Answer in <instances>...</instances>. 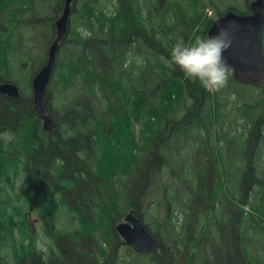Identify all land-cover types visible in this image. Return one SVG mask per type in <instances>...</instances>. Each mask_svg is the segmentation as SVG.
I'll list each match as a JSON object with an SVG mask.
<instances>
[{
	"label": "trees",
	"instance_id": "obj_1",
	"mask_svg": "<svg viewBox=\"0 0 264 264\" xmlns=\"http://www.w3.org/2000/svg\"><path fill=\"white\" fill-rule=\"evenodd\" d=\"M41 1L0 0L2 56L13 45L34 42ZM137 1L76 0L75 20L58 52L72 62L58 81L62 115L53 133L37 127L29 134L27 101L0 94V134L20 137L0 150V188H10L0 200V237L12 235L16 219L24 220L26 203L28 211L56 220L44 219L50 243L37 248L32 238L25 252L16 245L12 264H264V155L252 141L257 135L264 145L263 112L257 116L264 104L252 103L246 90L261 88L264 101V86L230 76L225 88L212 93L185 79L166 64L171 48L181 37L185 44L207 37L213 20L184 32L178 27L185 23L181 5L159 18ZM54 2L56 15L63 0ZM203 17L198 12L192 20ZM54 18L44 25L49 40ZM149 23L158 25L152 36ZM5 33L15 35L6 47ZM124 40L158 46L151 58L138 55L143 66L133 70L130 65L139 64L126 60ZM232 94L230 110L244 120L242 132L214 114ZM46 112L57 120L56 108L46 105ZM250 142L256 148L249 153ZM15 180L24 199L13 191ZM130 210L155 238L156 252L119 242L113 224Z\"/></svg>",
	"mask_w": 264,
	"mask_h": 264
},
{
	"label": "rangeland",
	"instance_id": "obj_2",
	"mask_svg": "<svg viewBox=\"0 0 264 264\" xmlns=\"http://www.w3.org/2000/svg\"><path fill=\"white\" fill-rule=\"evenodd\" d=\"M136 1V0H133ZM141 2V7L144 8V12L147 14H150V11L152 10L153 13H156L158 17H162L164 13H167L169 11V8H172L170 13H174L176 8H180V5L182 8H180L181 14L185 17V23L178 24L179 28H182L184 32H186L190 28H195V29H202L207 21L209 19L215 20L219 13L224 12L227 8L232 7L235 8L239 11H246L247 6H246V0H197V2L193 5L191 0H138ZM176 3V4H175ZM179 3V4H178ZM55 2L54 0H43L40 3V13L42 14V22L40 24V27L35 30L34 33V42H24V47L23 52L26 53L29 51L26 55L22 54L20 52V45H13L12 48L13 50L8 53L5 57L1 55V46H0V80H8L13 83H15L20 90L21 95L24 98H30V82L31 78L36 72V68L43 63L44 57L46 50L48 48V38H46V29H45V24L49 19V16H56L60 10L56 13V15L53 13L54 5ZM76 5H78V2H76ZM122 6V4L120 5ZM202 13L203 21L198 22V20L194 21L193 15L195 13ZM76 15L74 13L71 14L70 16V21L72 19L75 20ZM143 18V15H141ZM78 18H76V27L78 26ZM158 18V19H159ZM75 27V28H76ZM152 27L156 28L158 25L156 24L153 26L151 23L148 25V32L152 36L154 32H152ZM25 29V27H24ZM161 29V27H160ZM263 31L261 32V37L263 34V39L261 43V47L263 48V54H264V26H263ZM27 36H31L32 33L27 32ZM4 39L2 41V45L6 47V43H13L15 41V35L14 36H8V33H5ZM128 42V53L126 56L130 60H136L139 65L132 64L130 65V68L135 70L136 66L137 67H142L143 64L141 63V58L138 57L140 56H145L147 55L149 58H151L150 53L154 52L151 48L152 46H158L154 42H139L137 43L133 42L132 40H124V43ZM149 43V44H148ZM136 52V53H134ZM71 59L69 58L68 54L65 52H61L57 57H56V65L53 69V74L51 77V81L48 84L47 88V94L48 90H50V97L48 104L46 105H51V108H56L57 112L55 116L57 117V120L55 122L57 123L58 120L61 119V110H60V100L61 96L57 92V89L61 88V83L58 82L62 80V78L66 77L68 75V69L69 64L71 63ZM168 61H166L167 64ZM146 73H150L149 70H147ZM176 75H178V72H176ZM146 79L148 80V74L146 75ZM195 85V83H194ZM231 85H235L234 83H231ZM260 87V86H257ZM248 95H250L248 98L252 103L255 101H260L264 104L263 101V90L261 88H254V87H248L246 88ZM236 102L235 95L232 94L230 96H224L221 100V103L219 104L218 110L214 112V114H220V115H225L224 120H229L230 124L234 129L237 131L242 132V124H244L243 119H236V112L231 111L230 108L233 105V103ZM241 102H245L244 99ZM250 103V102H249ZM260 110L257 113V116H259L262 112L264 115V111ZM24 118L25 124L27 125L28 132L29 134H32V132L39 127L40 128V121L35 115H32L31 113H26ZM187 124V120L184 121V125ZM249 128V127H248ZM217 129H210V139L214 142L215 136L213 135L212 132L217 134L216 132ZM246 136L249 137L248 131L245 130ZM12 140V141H19L20 137L13 136L12 134L9 133H3L0 134V149L1 148H6L7 143ZM252 141L256 143V146L258 145L261 155H264L262 153L264 151V145L260 144V142L257 141V135H255L252 138ZM254 148V144L251 142L248 145V152L250 153ZM11 155V153H9ZM1 156V154H0ZM1 160V159H0ZM247 161V159H246ZM14 184V193H19L20 199H24L23 194L21 193V181L20 180H15L13 182ZM12 187V186H11ZM10 189L9 187L5 188H0V200L6 198L7 192ZM31 208V203H26L25 208H24V213L25 217L24 220H19L16 219L17 226L15 228V231L12 233V235H7L6 239H3L0 237V264H12V260L14 259L13 253V247L15 245H18V247H21V251L25 252L29 249V240L32 238L35 241V245L37 248H43L44 244L46 242H49V236L46 231V222L44 214L30 209ZM57 218L58 214L57 211L53 212ZM49 222L51 221L50 217L46 218ZM51 221V222H55ZM62 225L66 224L68 222V219H62ZM61 225V224H58ZM27 226V228H25ZM27 229L31 231V233L27 234ZM35 246V247H36Z\"/></svg>",
	"mask_w": 264,
	"mask_h": 264
},
{
	"label": "water",
	"instance_id": "obj_3",
	"mask_svg": "<svg viewBox=\"0 0 264 264\" xmlns=\"http://www.w3.org/2000/svg\"><path fill=\"white\" fill-rule=\"evenodd\" d=\"M76 0H64L62 11L54 21V38L47 48V58L42 67L34 74L31 82L33 110L42 120V130L53 133L56 122L45 109L46 87L56 63L60 43L69 29L72 6ZM250 14L229 11L215 19L207 29V37L217 33L219 27L234 24L235 31L229 30L228 39L232 46L224 53L227 63L234 69L231 75L242 83L264 84V57L261 51V31L264 26V0L249 2ZM0 94L13 99L21 98L16 84L0 83ZM114 230L122 242L132 246L138 252H156L158 244L143 226L133 211L127 212L120 221L114 223Z\"/></svg>",
	"mask_w": 264,
	"mask_h": 264
},
{
	"label": "clouds",
	"instance_id": "obj_4",
	"mask_svg": "<svg viewBox=\"0 0 264 264\" xmlns=\"http://www.w3.org/2000/svg\"><path fill=\"white\" fill-rule=\"evenodd\" d=\"M236 26L229 24L219 27L213 36H196L194 43L185 44L179 38L170 52L167 66L178 67L185 79L199 81L205 90L215 93L225 88L234 69L227 63L224 53L232 46L228 39L229 30Z\"/></svg>",
	"mask_w": 264,
	"mask_h": 264
},
{
	"label": "flooded vegetation",
	"instance_id": "obj_5",
	"mask_svg": "<svg viewBox=\"0 0 264 264\" xmlns=\"http://www.w3.org/2000/svg\"><path fill=\"white\" fill-rule=\"evenodd\" d=\"M251 12H250V10H248V14H250ZM0 82H2V80H0ZM19 99H24V100H26L27 101V106H26V108H28V110H29V112L32 114V115H34V112H33V102H32V96H30V98H24L22 95H21V98H19ZM39 128V127H38ZM1 149H3V148H1ZM0 149V150H1ZM3 240V239H2ZM119 246V245H118Z\"/></svg>",
	"mask_w": 264,
	"mask_h": 264
}]
</instances>
